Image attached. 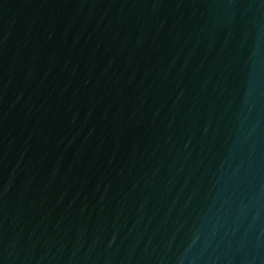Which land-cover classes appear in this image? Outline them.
<instances>
[{"label":"water","instance_id":"95a60500","mask_svg":"<svg viewBox=\"0 0 264 264\" xmlns=\"http://www.w3.org/2000/svg\"><path fill=\"white\" fill-rule=\"evenodd\" d=\"M0 264H264V0H0Z\"/></svg>","mask_w":264,"mask_h":264}]
</instances>
